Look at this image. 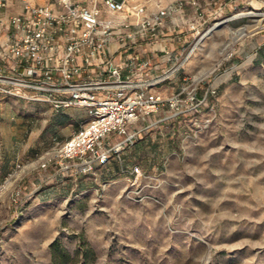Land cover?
I'll return each mask as SVG.
<instances>
[{
  "label": "rangeland",
  "instance_id": "obj_1",
  "mask_svg": "<svg viewBox=\"0 0 264 264\" xmlns=\"http://www.w3.org/2000/svg\"><path fill=\"white\" fill-rule=\"evenodd\" d=\"M137 1L183 3L172 48L191 50L168 80L215 92L146 115L87 172L41 165L72 119L55 128L46 104L0 94V164L17 157L0 171V264H264V0Z\"/></svg>",
  "mask_w": 264,
  "mask_h": 264
},
{
  "label": "built area",
  "instance_id": "obj_2",
  "mask_svg": "<svg viewBox=\"0 0 264 264\" xmlns=\"http://www.w3.org/2000/svg\"><path fill=\"white\" fill-rule=\"evenodd\" d=\"M6 1L0 0V7ZM182 6L178 2L150 8L137 0H57L54 5L23 0L21 11L10 16V38L0 41V94L48 102L56 111L75 105L88 112L69 137H52V154L48 151L41 165L56 156L57 161L73 160L79 170L92 171L133 143L137 130L130 126L140 118L163 105L173 115L200 109L215 92L213 84L200 92L192 79L169 94L158 87L174 75L191 49L179 61L177 54L169 55L168 66L152 76L144 71L148 60L138 52L116 58L118 49L154 36L168 13ZM113 39L120 43L115 50L109 47ZM135 68L143 76H134ZM132 171L141 173L137 165ZM12 176L9 172L4 180ZM2 186L0 182V190Z\"/></svg>",
  "mask_w": 264,
  "mask_h": 264
},
{
  "label": "crops",
  "instance_id": "obj_3",
  "mask_svg": "<svg viewBox=\"0 0 264 264\" xmlns=\"http://www.w3.org/2000/svg\"><path fill=\"white\" fill-rule=\"evenodd\" d=\"M33 4H49L54 5L57 0H28ZM87 1V0H84ZM153 4V2H152ZM23 6V0H7L6 4L0 7V41H6L10 38V32L12 31V26L9 22L10 16L14 13L21 11ZM150 8H153V5H150ZM175 11V10H174ZM173 11H170L165 18V23L162 27L158 28L157 33L153 36H148L144 39L138 38L137 42L132 45V47L125 48V49H118L116 53V58L119 57L125 58L127 53L138 52L141 58L147 59L149 65L144 68V71L148 73V75L152 76L153 74L159 72L161 69L165 68L169 64L168 57L169 55H176L175 50L172 48L174 46L175 36L177 37L176 33H173V29L175 28V24L180 19V17H176L172 14ZM173 26V29H172ZM174 34V35H172ZM179 38V37H178ZM172 40H174L172 42ZM120 43L118 40L113 39L109 47L112 50L117 49ZM168 50V52H165ZM134 76L141 77L142 71L138 68L134 70ZM173 79L163 81L158 85L160 91L164 94H169L175 92L179 89L180 85H176V87L171 83ZM172 87V90L170 88ZM180 88V87H179ZM41 102L42 104H46L49 106L51 110V115H53V126L58 127L57 123L61 121L63 118L72 119L73 120V130L68 132V129L58 130L59 139H65L69 134H71L75 129L79 127V125L87 118L88 112L87 108L83 106H67L60 108L58 111L54 110L53 107L48 102L37 101ZM144 117L140 118L138 121L144 119ZM164 117L159 118V120L163 119ZM153 120H151L152 122ZM131 128H135L137 131L140 130L137 127V122H134L130 126ZM67 131V132H66ZM64 135V136H62ZM9 162L4 164H0V171L6 172L9 168L16 163L17 157L15 154L9 156ZM120 158V156H119ZM7 166V167H5ZM8 168V169H6ZM47 168H44V171ZM77 172L76 170H73Z\"/></svg>",
  "mask_w": 264,
  "mask_h": 264
}]
</instances>
